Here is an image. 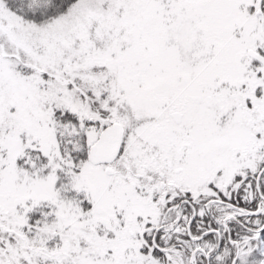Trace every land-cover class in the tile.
Masks as SVG:
<instances>
[{"label": "snow or ice", "instance_id": "6c2138e0", "mask_svg": "<svg viewBox=\"0 0 264 264\" xmlns=\"http://www.w3.org/2000/svg\"><path fill=\"white\" fill-rule=\"evenodd\" d=\"M0 264H264V0H0Z\"/></svg>", "mask_w": 264, "mask_h": 264}]
</instances>
